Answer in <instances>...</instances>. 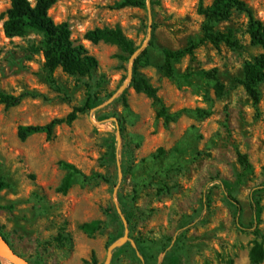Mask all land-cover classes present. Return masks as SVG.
Wrapping results in <instances>:
<instances>
[{"label": "rangeland", "instance_id": "obj_1", "mask_svg": "<svg viewBox=\"0 0 264 264\" xmlns=\"http://www.w3.org/2000/svg\"><path fill=\"white\" fill-rule=\"evenodd\" d=\"M34 3V0H29ZM58 0L49 11L68 23L98 62L87 76L50 73L42 35L7 38L3 23L11 0H0V89L27 94L14 108L0 106V232L31 264H162L174 254L181 264H251L255 236L250 196L262 207L264 234V82L257 101L247 91L245 66L264 50L251 43L246 13L233 11L216 26L232 32L236 47L203 42L192 55L166 67L164 49L179 50L203 38L199 4L213 0ZM264 22V0H243ZM119 27L134 42L132 57L115 45L83 40L94 29ZM138 70L164 101L172 121L132 78ZM88 95L95 106L78 113ZM62 119L52 138L36 134L22 142L19 126ZM227 200L224 183L234 186ZM76 167L67 194L57 191ZM99 221L95 233L80 226ZM110 256V259H109ZM13 264V263H11ZM261 264H264L262 262Z\"/></svg>", "mask_w": 264, "mask_h": 264}, {"label": "trees", "instance_id": "obj_2", "mask_svg": "<svg viewBox=\"0 0 264 264\" xmlns=\"http://www.w3.org/2000/svg\"><path fill=\"white\" fill-rule=\"evenodd\" d=\"M58 0H34L31 3L29 0H11L10 8L6 13V20L3 23L4 34L7 38L22 37L28 33H38L42 35V52L46 61V68L50 73L61 69L64 73L71 76H87L98 65L95 57L90 55L88 49L81 41H74L71 37L70 26L64 22L56 24L49 16V11L57 3ZM143 5L142 0H123L119 3V7L133 6L139 7ZM233 11H241L247 14L249 18L248 33L251 43L254 46H259L264 50V22L257 20L254 17L252 10L243 0H213L210 6H205L201 1L198 12L205 19L203 25V38L199 42L191 43L187 47L179 50L164 49L163 53L166 59V67L169 72L172 70V63L178 62L182 58L192 55L199 44L210 42L213 45L225 44L227 46L236 47L237 41L234 40L232 32H220L216 30V26L222 23H227L232 16ZM83 40L92 44L104 42L119 47L121 51L132 57L137 48L134 42L128 40L119 27L114 29H94L87 31ZM140 59L135 61L132 78L137 90L142 91L153 103L159 108L157 116L163 118L166 122L172 121L169 116L166 106L162 98L158 95L157 90L140 75L138 64ZM264 82V52L257 56L252 62L245 66L244 85L250 95L258 100V86ZM27 94L13 96L2 92L0 89V106L6 109L19 106ZM91 96L88 95L87 102L83 108H76L69 116L68 122L71 123L77 119L78 113L86 109H91L95 105L91 103ZM64 122L62 119L52 120L46 125H27L19 126L17 136L20 141L24 142L29 137L36 134H45L49 139L53 137L57 126ZM240 163L243 167V173L239 174L237 183L234 186L224 183L225 194L228 202L236 209V222L239 230L249 231L240 223V213L242 207L237 199L232 196L233 188L241 185L244 175L248 171V162L246 157H240ZM62 166L67 170V174L62 180L57 191L62 194H67L74 184L75 176L82 173L73 165L62 163ZM9 188L6 182H0V197L1 193ZM264 191L263 189H261ZM258 191V190H257ZM255 191L251 196V206L253 211V229L255 236L264 238V234L258 229L262 220V207L260 201L256 198ZM100 222L93 221L80 226V229L86 234H93L99 228ZM0 237L12 249L9 240L0 232ZM251 264H261L264 262V251L261 246H255L250 252ZM96 263L93 258V264ZM1 264V262H0ZM162 264H181L178 256L171 254L166 256Z\"/></svg>", "mask_w": 264, "mask_h": 264}, {"label": "water", "instance_id": "obj_3", "mask_svg": "<svg viewBox=\"0 0 264 264\" xmlns=\"http://www.w3.org/2000/svg\"><path fill=\"white\" fill-rule=\"evenodd\" d=\"M2 241L5 243L3 239ZM5 245L7 246L6 249L0 247V258H3L13 264H31L25 258L21 257L18 253L13 251L6 243Z\"/></svg>", "mask_w": 264, "mask_h": 264}, {"label": "bare ground", "instance_id": "obj_4", "mask_svg": "<svg viewBox=\"0 0 264 264\" xmlns=\"http://www.w3.org/2000/svg\"><path fill=\"white\" fill-rule=\"evenodd\" d=\"M0 247H1V248H4V249L7 248V246H6L5 243L2 241L1 238H0ZM0 262H1V264H11V262H9V261H7V260H5V259H3V258H0Z\"/></svg>", "mask_w": 264, "mask_h": 264}]
</instances>
